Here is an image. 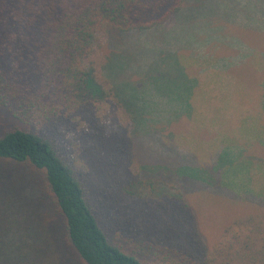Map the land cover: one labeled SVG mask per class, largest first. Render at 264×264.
Here are the masks:
<instances>
[{
	"label": "trees",
	"instance_id": "1",
	"mask_svg": "<svg viewBox=\"0 0 264 264\" xmlns=\"http://www.w3.org/2000/svg\"><path fill=\"white\" fill-rule=\"evenodd\" d=\"M190 1L0 0V264H264V228L252 229L255 220L264 225L261 216L234 220L212 244L186 195L226 189L264 207L256 176L264 160L246 157L236 140L218 146V159L188 153L189 165L177 167V134L165 132L193 116L199 79L183 67L185 52L159 46ZM248 2L264 12V0ZM135 44L145 50V74L129 80L138 63L126 49ZM97 52L108 61L96 67ZM256 58L264 73V53ZM156 136L171 146L156 154L167 163L143 157L136 168L137 137L155 144ZM45 199L63 227L45 219Z\"/></svg>",
	"mask_w": 264,
	"mask_h": 264
},
{
	"label": "rangeland",
	"instance_id": "2",
	"mask_svg": "<svg viewBox=\"0 0 264 264\" xmlns=\"http://www.w3.org/2000/svg\"><path fill=\"white\" fill-rule=\"evenodd\" d=\"M253 9L248 0H237V2L236 0H192L186 5V20L173 19L167 25L170 29L167 31L169 37L164 38L162 35L163 37L159 39L160 47H166L169 43L174 51L185 52L180 53L182 64L185 65L183 67H186L189 74L192 73L195 76L194 78L199 79L198 88L196 87L197 90L191 98L192 120L184 118L172 122L171 127L167 131L165 130L166 133L172 131L177 134L176 140L174 139L176 147L174 153L177 157L174 163L177 167L189 165L183 162L184 154L188 153L196 154L197 157L203 159H218L219 148L227 146L224 143L236 140L241 141L239 146L243 145L245 149H248L246 157L254 156L255 159L258 158L257 160H264V147L257 140L258 131L255 127L259 121V126L264 123V112H261L257 103L262 95L259 83L260 79L264 80V73L260 74L254 67V65L263 63L256 56L259 53H264V12L260 11L263 9H257L256 12ZM227 19L233 22H228ZM221 28H224L225 36H228L223 40L220 37L219 29ZM156 42L158 43V40ZM141 48L143 49L142 45L135 44L126 49L131 52L130 54L138 63L133 70H129L127 73L126 78L129 80H139L140 73L142 76L145 74L142 72L143 70H140L143 66L141 62L146 58V54L140 51ZM143 51L145 52L144 49ZM99 52L101 53L100 50ZM193 52L195 55L193 58H199V54L204 55L201 59L199 58L198 62L192 63L190 57ZM100 53L97 52L95 58L92 59V63L96 67L98 66L97 61L102 62L104 59L100 57L102 55ZM108 53L107 49L106 54ZM222 59L226 61H222ZM104 60L108 61L107 58ZM153 60H155L154 55L148 63ZM226 69L227 71H225ZM203 70L205 71L202 72ZM164 72L166 73V70ZM245 97L247 99L244 101ZM106 102L100 110L103 116L113 107L111 100ZM159 104L162 108L166 105L163 100ZM114 105L118 107L117 104L114 103ZM245 119L248 120V123L244 124ZM159 126L162 125L159 124ZM156 137L150 138L156 142L155 144H152V141H150L151 144L138 143V140L148 141L149 138L137 137L139 138L136 140V144H139L137 147L139 155H137V162L134 165L136 168L143 157L161 163L166 162L164 156L156 154L159 153V146L162 151L163 147L166 149L167 146H171L164 143L162 136ZM227 148L230 149V146ZM212 155L213 157H211ZM143 161L142 164H148L146 159ZM258 171L256 176L261 182L264 177L261 173H264V170L259 168ZM237 172L232 171L228 174L236 175ZM244 174H247V169L241 171V175ZM241 186L243 187L239 188L240 191L248 190L247 187H244L245 184ZM147 191L138 189L136 193L146 195ZM197 193L194 199L190 192L186 195L198 210L200 224L207 223L203 229L212 244L222 230L238 218L261 216L260 218L264 219V207L257 206L252 199H247L248 195L239 199L226 189H218L215 192L205 186ZM48 201L45 199L40 205L45 219L57 222L63 227V219L58 216L56 208L47 203ZM257 202L259 203V199ZM259 224L260 220H255V224L252 223V229L263 230L264 225ZM64 245H67L65 240Z\"/></svg>",
	"mask_w": 264,
	"mask_h": 264
}]
</instances>
